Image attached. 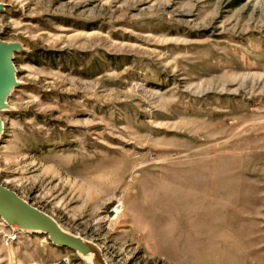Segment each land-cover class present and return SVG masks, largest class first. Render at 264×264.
Returning <instances> with one entry per match:
<instances>
[{"label":"rangeland","instance_id":"obj_1","mask_svg":"<svg viewBox=\"0 0 264 264\" xmlns=\"http://www.w3.org/2000/svg\"><path fill=\"white\" fill-rule=\"evenodd\" d=\"M0 2L3 185L108 264H264V0ZM0 264L89 263L0 219Z\"/></svg>","mask_w":264,"mask_h":264},{"label":"water","instance_id":"obj_2","mask_svg":"<svg viewBox=\"0 0 264 264\" xmlns=\"http://www.w3.org/2000/svg\"><path fill=\"white\" fill-rule=\"evenodd\" d=\"M3 7L4 4L0 2V12ZM1 32L2 23L0 21ZM26 50L19 41L0 38V112L12 109L7 103V98L14 88L21 85L16 75L14 54ZM3 127L0 119V138ZM0 219L10 228L28 233L45 234L52 245L72 250L89 264H108L98 244L63 229L52 216L31 205L1 182Z\"/></svg>","mask_w":264,"mask_h":264},{"label":"bare ground","instance_id":"obj_3","mask_svg":"<svg viewBox=\"0 0 264 264\" xmlns=\"http://www.w3.org/2000/svg\"><path fill=\"white\" fill-rule=\"evenodd\" d=\"M116 210V209H115Z\"/></svg>","mask_w":264,"mask_h":264}]
</instances>
